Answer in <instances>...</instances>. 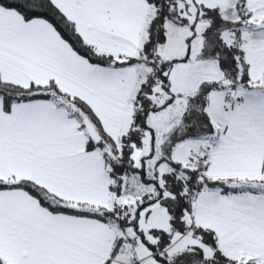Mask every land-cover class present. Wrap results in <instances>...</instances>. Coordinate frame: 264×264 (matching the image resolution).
Instances as JSON below:
<instances>
[{
    "label": "snow or ice",
    "instance_id": "obj_1",
    "mask_svg": "<svg viewBox=\"0 0 264 264\" xmlns=\"http://www.w3.org/2000/svg\"><path fill=\"white\" fill-rule=\"evenodd\" d=\"M0 264H264V0H0Z\"/></svg>",
    "mask_w": 264,
    "mask_h": 264
}]
</instances>
